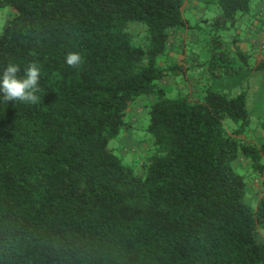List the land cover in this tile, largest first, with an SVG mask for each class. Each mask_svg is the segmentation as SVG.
I'll use <instances>...</instances> for the list:
<instances>
[{
  "label": "trees",
  "instance_id": "16d2710c",
  "mask_svg": "<svg viewBox=\"0 0 264 264\" xmlns=\"http://www.w3.org/2000/svg\"><path fill=\"white\" fill-rule=\"evenodd\" d=\"M197 1L217 6L222 24L251 2ZM184 4L0 0L13 11L0 69L15 61L42 70L39 103H0V264H264V195L248 203L233 167L241 159L264 175V141L242 139L246 93L207 87L169 98L158 87L181 68L159 59L171 31L187 27ZM219 46L213 36L211 61ZM68 51L80 53L78 67L64 62ZM219 58L228 62L226 52ZM151 95L155 153L141 177L107 145L131 105ZM224 119L240 126L227 132Z\"/></svg>",
  "mask_w": 264,
  "mask_h": 264
},
{
  "label": "rangeland",
  "instance_id": "374dc122",
  "mask_svg": "<svg viewBox=\"0 0 264 264\" xmlns=\"http://www.w3.org/2000/svg\"><path fill=\"white\" fill-rule=\"evenodd\" d=\"M263 2L264 0H251L247 14H238L233 24H222L219 19L221 12L217 6H206L197 0L186 1L183 19L186 20L187 27L170 35L165 52L159 59V65L163 68L181 67L178 75H166L158 82V87L166 89V96L169 98L190 92L191 81L202 77V88L210 87L229 96L244 91L247 95L249 124L244 128L242 139L251 144L264 141V68H256L257 64L264 60V40L260 42V39L256 38L262 29L260 16L264 15L261 10ZM5 17H8L7 11L0 8V31L4 27ZM131 32L135 37L133 44L143 47L145 34L141 32V27L134 25ZM205 35L208 37L206 44L203 43ZM213 36L218 37L220 46L216 50L218 55L211 61L209 50ZM220 52H226L228 62L225 58H219ZM239 53L244 54L243 58L239 57ZM193 92L197 93L198 89L195 88ZM149 104L151 102L148 106ZM147 110L148 107L143 118L130 119L127 115L126 126L122 127L117 138L109 141L107 145L110 151L141 177L146 175L145 165L155 153L153 139L148 131ZM130 120V135L124 137V129L129 126ZM223 126L227 132H231L237 129L240 123L224 119ZM233 167L245 180L246 201L254 206L259 195H264V175L261 177L254 174L249 163L241 159H238Z\"/></svg>",
  "mask_w": 264,
  "mask_h": 264
},
{
  "label": "clouds",
  "instance_id": "9594fccd",
  "mask_svg": "<svg viewBox=\"0 0 264 264\" xmlns=\"http://www.w3.org/2000/svg\"><path fill=\"white\" fill-rule=\"evenodd\" d=\"M64 62L69 67H78L81 62L80 53L66 52ZM41 76V67L35 62L27 63L23 70L15 61L9 62L0 69V103L7 104L9 101L29 105L39 103Z\"/></svg>",
  "mask_w": 264,
  "mask_h": 264
},
{
  "label": "crops",
  "instance_id": "0c3cea01",
  "mask_svg": "<svg viewBox=\"0 0 264 264\" xmlns=\"http://www.w3.org/2000/svg\"><path fill=\"white\" fill-rule=\"evenodd\" d=\"M186 1H189V0H185V2ZM193 6H195V5H193ZM261 7H262L261 10L264 13V2L261 5ZM4 10L7 11V16H8V17H5V20H4V22L6 23V21L12 17L13 11L10 10L9 8H4ZM260 17H261L260 18V23L262 24V27H261L262 29H260L259 34L256 36V38L258 37V39H260L258 41L261 42V41L264 40V15H261ZM175 33H178V30H172L171 31V35H173ZM203 40H204L203 41L204 44H206L208 42L207 35L203 36ZM202 80H203V77L201 79L191 81V93H192V96L198 97L200 95L201 88H202V86H201V83H202L201 81ZM171 82L173 84H175L173 80H171ZM195 88L198 89L197 93L193 92V90ZM154 100H155V98L153 96H152V98L150 96H148V97H142V98L138 99L134 104L131 105V107L129 109V114H128L129 118L130 119H132L134 117L143 118L145 116V114H146V109L148 107V103H150V102L152 103V102H154ZM128 125L129 126L125 127V129H124V137L130 135V125H132L131 120L129 121ZM256 143L259 144V142H256Z\"/></svg>",
  "mask_w": 264,
  "mask_h": 264
}]
</instances>
